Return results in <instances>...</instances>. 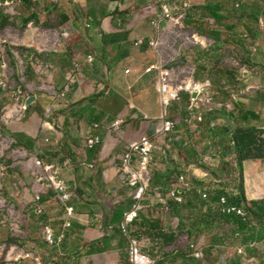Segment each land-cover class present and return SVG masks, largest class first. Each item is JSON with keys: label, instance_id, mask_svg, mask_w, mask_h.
Wrapping results in <instances>:
<instances>
[{"label": "crops", "instance_id": "0c3cea01", "mask_svg": "<svg viewBox=\"0 0 264 264\" xmlns=\"http://www.w3.org/2000/svg\"><path fill=\"white\" fill-rule=\"evenodd\" d=\"M166 1H155L160 4V14L161 8L168 11L164 5ZM190 1L191 11L183 22L188 18L193 23L204 22L210 34L200 37L190 29L195 60L201 56L209 59L210 54L233 44L243 49L248 40L258 49L261 47V32L249 29L244 35L237 34L228 23L232 21L238 25L242 18L258 25L264 19V0H247V3L241 0ZM75 2H83L91 8L85 19L86 30H73L67 34L69 41L65 45L55 35L57 45L54 50H37L35 61L40 66L41 62L47 63L49 84L28 79L24 95L21 88L17 91L19 83L16 80H8L7 85V80L0 77V201L8 198L20 203V197L32 200L31 226L34 221L41 220L44 229L53 234V244L46 240L45 234L31 242V250L26 255L30 264H128L127 241L119 233L118 224L132 206V191L118 179L117 167L128 144L140 136H153L161 114L155 90L156 72L145 73L149 67L160 65L154 51L146 48V42L154 36L155 26L153 20L149 21L152 18L148 14L134 12L138 5L146 4L144 0H107L100 13H96L89 0ZM233 2L236 3L235 10L230 6ZM210 7L214 9L212 15L207 11ZM105 8H110V12ZM158 19L156 21L161 24L164 16ZM31 22L39 23L36 17ZM63 23L70 21L63 18ZM88 57L93 59L90 64ZM32 62L35 63L33 59ZM75 64L77 70H74ZM192 70L195 72L192 85H210L198 98L200 102L204 99L212 101L210 105L198 104L204 122L212 125L207 138L211 141L207 145L211 147L206 145L204 155L208 150L226 146L223 158L227 159L223 161L230 163L234 158L236 162L231 143L233 129L264 130L258 94L262 81L231 78L226 73L216 80L215 69L199 63H193ZM199 70L205 77L199 78ZM7 89L9 95H6ZM192 95L196 96L179 93L177 102L166 111L175 128L171 135L155 143L149 188L131 233L138 226H168L154 216L158 214L151 210L153 199L166 197L167 208V203L172 202L167 200L168 194L177 187V178L182 175L186 189L181 190V203L177 204L180 224L187 226L190 217L199 222L211 213L212 216L222 215L219 201L225 197V192H213L204 185L205 179L207 182L212 180L211 175L202 170V167L207 168V159L201 154V148L192 142L194 134L187 128V106ZM30 98H34V102L26 105V111L19 110ZM93 139L98 143L88 149L87 142ZM25 159L28 162L25 171L31 170L29 184H34L30 192L17 187L22 186L24 177L23 172L16 170L23 166ZM12 167L14 171L8 170ZM242 168L247 203L264 200V160L246 161ZM40 172L42 177H39ZM43 180L52 183L53 187L47 186L51 191L40 187ZM58 186L69 198L65 204L58 202L62 195L56 190ZM206 194H209V201L203 202L207 199ZM53 199L60 209L52 208ZM229 202L226 208L244 211L243 206ZM68 208L74 211L73 219L67 217ZM174 220L178 226L179 220ZM68 223L70 227L65 228ZM190 225L193 226L192 222ZM23 252L17 246H10L4 260L14 258L16 264H25Z\"/></svg>", "mask_w": 264, "mask_h": 264}, {"label": "rangeland", "instance_id": "374dc122", "mask_svg": "<svg viewBox=\"0 0 264 264\" xmlns=\"http://www.w3.org/2000/svg\"><path fill=\"white\" fill-rule=\"evenodd\" d=\"M89 1L92 8L97 11L96 13H100L103 6H106L104 3L107 0ZM155 1L144 0L146 4L144 6L138 5L134 12L146 13L149 18H152L149 21L153 20L155 33L146 42V48L151 52L154 51L153 54H155L164 69L173 72L175 84L192 81L195 73L192 70L193 63L205 64L209 68L215 69L214 78L216 80L222 77V73H226L231 78L237 76V78L261 80L262 82L258 86V94L262 103V123H264V19L258 25L242 18L238 21V25H235L232 21L228 23L237 34L244 35L249 29L251 32H261L263 39L259 49L255 47L252 41L248 40L245 42V48L243 49L233 44L210 54L208 60L203 56L199 60H195V50H193L195 47H192L191 42L193 33L189 28L184 27L182 23L185 15H188L191 11V1H166L164 5L169 11V17L161 19V24L156 21L162 15L159 13L160 4L155 3ZM183 2L185 6L182 5ZM241 2L247 3V0H241ZM235 5V2L230 3L232 8ZM89 9L91 8H87L85 3L78 4L75 0H0V77L7 80V85L8 80H16L19 83L17 91L18 88H21L24 95H26L25 85H28V79L38 82V84H49L47 82L49 68L47 63L42 64L41 62L40 66L39 62L35 61L38 58L36 57L37 52L40 50L41 52L54 50L57 45L55 35H58V41L65 45L69 41L66 38L67 34L69 35L73 30H86L84 24ZM106 9L109 12L111 10L110 8ZM262 12L264 14V11ZM33 15L39 23L26 24L25 21ZM63 18H67L70 23L64 25ZM208 23L213 24L212 22ZM217 29L222 30V27H217ZM32 59L35 63L32 62ZM36 70H38L37 74L35 73ZM74 70H77L75 66ZM198 75L199 78L205 77V73L200 70ZM9 94L10 90L7 89L6 95ZM24 106H26V103L22 104L19 110L23 109ZM186 118L189 121L188 131L190 130L189 132L194 134L192 142L201 148V154L204 155L206 145L211 144V141L207 140L209 130L200 126V124L194 123L193 117L189 116L188 113ZM234 124L237 125L236 120ZM262 138L264 139V137ZM207 147L210 148L211 145H207ZM225 149L226 146H220V149L208 150L204 155L206 157L204 158L207 159L205 161L207 162V168L202 167L203 172H207L212 177L210 182L205 179L206 184L204 185L210 191L225 192L224 205L221 200L219 201L220 210L225 207L228 200L237 198V187L239 185V173L234 158H231L230 163L223 161L227 159L226 157L223 158V153L226 154ZM256 154V152H253L252 155ZM212 155H214L213 158ZM6 156H9V154L7 153ZM22 163L23 166H19L16 171L23 172L21 174H23L24 179L21 182L22 186L17 185V187L18 190L30 192L31 185H34L29 184L31 170L25 171V165L28 164L27 159L23 160ZM151 169L150 166V172ZM8 170L14 171L15 168L12 167ZM39 174H41L39 177H42V172ZM180 177L184 179L183 175ZM189 178H192L190 174ZM12 184L14 190V183ZM47 186L53 187L52 183L47 180L40 183L41 188L51 191V187L48 188ZM202 194L205 195V193ZM208 195L203 202L209 201ZM167 198V200H170L169 197ZM163 199L154 198V205L151 210L158 214L154 215L158 218L157 220L162 224H168V226H156L150 229V236L139 231L141 236L139 238L140 249L149 258L151 264H264L262 260L264 258V240L250 242L255 243V246L249 248L247 255H239L237 248L242 247V237L234 235V228L231 225L213 219L211 217L212 213L205 218L206 223L203 226H191L190 222L193 225L198 221L190 217L184 231H179L173 215L165 207L166 197ZM18 201L20 203L8 198L0 201V264H16L14 258L9 261L4 260L10 246H17L21 252L24 251L25 264H30L31 260L26 255L31 250V242L36 237L43 238L45 234V226L41 220L38 223H42V225H36L37 221H34V225L31 226L32 216H34L32 200H22L20 197ZM58 202L53 199L51 202L52 208L60 209ZM247 222L251 227L259 226L256 222H250L249 220ZM262 226L264 236V220ZM257 229L260 228L257 227ZM196 251L203 254L201 260L193 256Z\"/></svg>", "mask_w": 264, "mask_h": 264}, {"label": "built area", "instance_id": "2783aa9c", "mask_svg": "<svg viewBox=\"0 0 264 264\" xmlns=\"http://www.w3.org/2000/svg\"><path fill=\"white\" fill-rule=\"evenodd\" d=\"M161 14L164 18H167L168 11L161 8ZM67 38V37H66ZM151 46V44H150ZM88 64L93 62L91 57L87 59ZM78 65L75 64V68ZM156 72V93L161 108V114L157 120V127L152 137L140 136L135 142H132L126 146L123 154L119 158L118 164V179L120 182L132 191L131 200L132 206L130 210L122 215L121 221L118 224L119 233L126 238V255L128 264H151L149 258L142 253L139 246L138 236H134L131 233V228L134 222L138 219V214L142 210V203L146 191L149 188L150 183V166L152 162V155L155 150L156 141L161 138H166L172 134L175 128V123L168 119L167 109L174 102H177L179 93L195 94V98L191 99L187 106V113L193 117L194 122L199 125L204 123V117L198 112V104L204 103L210 105L212 101L210 99H204L199 101L198 98L210 88V85H192L191 81L188 83L175 84V78L171 70L164 69L161 65L156 67H149L145 70L146 74ZM127 72H125L126 74ZM221 107V106H219ZM27 107L24 106L21 111H26ZM145 119V118H144ZM118 126V124H116ZM211 124L209 127L211 128ZM97 140H89L87 142V148L92 149L96 144ZM177 187L169 192V198L172 202L179 204L181 203L182 194L181 190L186 189V184L182 177L177 178ZM56 190L62 195L59 197V202L65 204L69 201L67 195L63 194V188L57 187ZM180 191V192H179ZM205 199V196H203ZM224 205V200H221ZM67 217L69 219L74 218V211L71 208L66 210ZM224 215H235L242 220H246V213L238 208H226L221 210ZM70 224H66L65 228H69ZM112 230V228H110ZM46 240L50 243H54V237L49 229H45ZM255 243L249 244V248L254 247ZM246 247L242 246L237 248L239 255L245 256ZM193 256L197 259H202L203 254L196 251ZM252 261V260H251Z\"/></svg>", "mask_w": 264, "mask_h": 264}, {"label": "trees", "instance_id": "16d2710c", "mask_svg": "<svg viewBox=\"0 0 264 264\" xmlns=\"http://www.w3.org/2000/svg\"><path fill=\"white\" fill-rule=\"evenodd\" d=\"M207 11L210 12V15L214 12L212 7L208 8ZM32 19H35L33 15L30 19L26 20L25 23L28 24ZM216 20V19H215ZM184 27L193 29L196 34L200 37H206L210 35L208 33L206 24L202 23H193L188 18L186 21L183 22ZM209 122L203 123V127H206L208 130ZM264 130L263 131H248L242 130L239 128L233 129V134L231 135V143H232V152L235 156L236 163H237V171L239 173V185L237 187L238 196L236 200H230L231 205H236L238 207L243 206V209L247 215L246 220H242L241 218L235 215H218L213 214V219L217 220L218 222L227 223L234 228V235H238L242 237L241 243L243 246L248 247L247 245L252 241H259L263 240V220H264V200L256 201L252 203H247L244 194V182H243V168L242 165L244 162L249 160H264ZM253 152H256V155H252ZM173 190V189H172ZM167 208L169 212L173 215L174 218L179 220L178 230L184 231L185 226L180 224L179 219V208L177 204L174 202L167 203ZM256 222L259 226L251 227L250 224L247 222ZM206 223L205 219L200 220L197 223H194L193 226L197 225H204ZM149 224V222H148ZM156 226H138L135 232H132L134 236H138L140 238L139 231L143 234L150 236V229H153ZM260 228V229H257Z\"/></svg>", "mask_w": 264, "mask_h": 264}, {"label": "water", "instance_id": "95a60500", "mask_svg": "<svg viewBox=\"0 0 264 264\" xmlns=\"http://www.w3.org/2000/svg\"><path fill=\"white\" fill-rule=\"evenodd\" d=\"M191 98H195L194 95L191 96ZM32 102H34V98H30L27 102H26V105L29 106Z\"/></svg>", "mask_w": 264, "mask_h": 264}]
</instances>
